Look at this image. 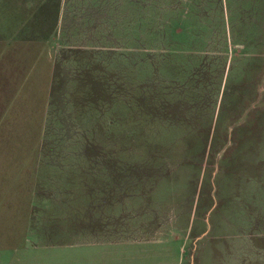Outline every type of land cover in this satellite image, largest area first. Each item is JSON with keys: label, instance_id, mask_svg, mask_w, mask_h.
Instances as JSON below:
<instances>
[{"label": "rangeland", "instance_id": "374dc122", "mask_svg": "<svg viewBox=\"0 0 264 264\" xmlns=\"http://www.w3.org/2000/svg\"><path fill=\"white\" fill-rule=\"evenodd\" d=\"M0 40L39 55L0 78V248L264 264V0H0Z\"/></svg>", "mask_w": 264, "mask_h": 264}, {"label": "crops", "instance_id": "0c3cea01", "mask_svg": "<svg viewBox=\"0 0 264 264\" xmlns=\"http://www.w3.org/2000/svg\"><path fill=\"white\" fill-rule=\"evenodd\" d=\"M28 44L35 42H44L43 39L41 40H27ZM14 42H5L0 40V78L5 79V77L8 80H14L13 84H18L14 86H21L20 84H24L27 81V77L29 76V72L26 73L28 68H33L38 60V54L35 53V55H38L35 57L36 59H31L30 54L27 53L24 57H13L11 52H8L10 45H12ZM11 48V47H10ZM13 49V48H12ZM10 53V57L7 56ZM12 58H14L12 60ZM52 60V62H51ZM49 64H46V66L39 69V75L36 76L35 80L41 85L40 86H52L51 83H54V71L53 67L51 65L54 63V60L51 59ZM26 69L25 73L23 71ZM8 72L10 74H8ZM18 74V77L15 76L11 78V76H14L15 74ZM62 74L60 75V77ZM62 78H64L62 76ZM43 79V81L41 80ZM44 82V84H43ZM67 86V81H60L56 86ZM4 90V86H0V91ZM44 91V88H42ZM47 90V87L45 88V91ZM31 92V91H30ZM17 93H13L11 96V100L13 98L17 97ZM22 95V94H21ZM23 97V96H22ZM22 97L20 96V100H22ZM3 94L0 92V120L6 122V114L9 112V106H3L2 101ZM38 98V97H37ZM10 100V99H9ZM11 103V102H10ZM43 104V101H42ZM23 107L29 108V105L27 103H23ZM42 110H44V105L42 106ZM32 115V113H31ZM43 112L42 117L43 118ZM9 123H12L9 121ZM1 124V122H0ZM18 156H32V154H18ZM36 166V165H35ZM37 167V166H36ZM22 169V168H21ZM22 171V170H21ZM20 185V184H19ZM4 186V185H3ZM19 187V186H18ZM17 187V188H18ZM7 187H3V190H5ZM19 189V188H18ZM5 191H2L1 194H3L4 198L0 200V205H5ZM142 241V240H141ZM148 241V240H145ZM142 241V242H145ZM134 243V241L132 240ZM141 242V243H142ZM84 243V242H83ZM83 243H79L83 245ZM121 245H129L128 240L121 241ZM118 242H116V245ZM118 246V245H117ZM115 251L118 249H121L123 251L130 250L129 248H114ZM113 248H0V264H97V263H110L112 260H116V255H112L114 253ZM147 249V248H146ZM139 251H145V248H139ZM121 252V251H120ZM16 253H28V256H21L16 255ZM125 253V252H124ZM141 257V255H139Z\"/></svg>", "mask_w": 264, "mask_h": 264}]
</instances>
